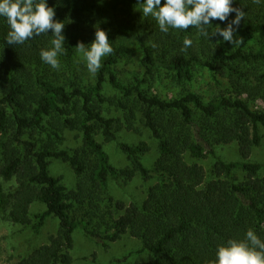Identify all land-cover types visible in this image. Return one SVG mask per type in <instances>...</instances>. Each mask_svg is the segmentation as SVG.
<instances>
[{"label": "trees", "instance_id": "trees-1", "mask_svg": "<svg viewBox=\"0 0 264 264\" xmlns=\"http://www.w3.org/2000/svg\"><path fill=\"white\" fill-rule=\"evenodd\" d=\"M47 4L65 25L59 70L40 57L52 47L51 30L9 45V25L0 16V178L16 181L7 197L0 181V210L36 233L49 217L59 219L48 242L19 264H72L78 227L106 247L126 234L140 239L147 264H207L219 245L244 239L249 228L264 240V163L253 161L264 141V106H251L264 104V0H233L246 12L236 45L219 35L208 39L194 27L161 32L152 16L143 17L138 0ZM233 19L235 13L211 23L223 28ZM97 25L107 32L113 53L93 75L75 47L90 44ZM184 37L193 41L187 51H181ZM200 71L227 79L235 95L207 98L194 90ZM163 79L178 90L173 97L152 90ZM139 123L158 144L152 167L143 161L148 143L118 141L122 130L138 131ZM68 131L79 133L81 146L64 147ZM99 135L104 142L118 141L130 164L116 167ZM229 143L238 145L241 161L217 154ZM209 155L214 163L207 171L199 161ZM52 158L71 164L75 189L51 174ZM138 173L156 180L142 204L126 205L109 194L112 179ZM36 202L46 209L33 214Z\"/></svg>", "mask_w": 264, "mask_h": 264}, {"label": "rangeland", "instance_id": "rangeland-1", "mask_svg": "<svg viewBox=\"0 0 264 264\" xmlns=\"http://www.w3.org/2000/svg\"><path fill=\"white\" fill-rule=\"evenodd\" d=\"M154 85L152 86V90L160 93L163 97H173L178 91L168 79L155 82ZM193 89L207 98L230 93L235 95L231 83L227 79L218 77V80H214L208 71H200L198 73ZM111 93H113V90H110ZM251 106L257 109L260 106H264V104L263 101H257L252 103ZM111 114L119 115V112L114 111ZM137 127L139 128L138 131L122 130L119 133L118 141H125L130 144L148 143L151 150L143 156V161L146 166L152 167L159 156L157 141L152 137L148 128L143 127L140 123ZM77 135H79L77 131H68L64 147L74 149L81 146L82 137L80 136L78 138ZM97 138L100 142L104 143L110 160L116 167L124 168L130 164L126 154L119 147L118 141L104 142V138L100 135ZM217 154L227 162L241 161L236 143L219 146ZM253 161L264 163V141L262 147L255 149ZM199 162L205 166L207 171H210L214 163V158L209 155ZM50 172L53 176L60 177L69 189L76 188L78 177L69 162L52 158ZM237 175L242 179L244 172L238 171ZM261 175L264 176V167L261 170ZM0 181L7 197L14 189L16 181H5L2 178H0ZM155 183L156 180H146L138 173L130 180H125L124 178L118 180L112 179L108 189L111 196L116 200L123 201L126 205L132 202L142 204L147 197L149 188ZM45 209V204L36 202L32 206L31 211L33 214H37L43 212ZM5 215L6 213L0 210V264H19L21 258L27 255L29 251L48 242L49 235L55 233L59 225L58 218L54 216L49 217L40 232L36 233L32 225L24 226L15 224L6 218ZM73 238L74 247L71 250L73 256L72 264H133L137 261L142 264H147L149 260L146 252H139L143 246L141 240L130 234H126L120 240L110 243L108 247L86 236L81 227L75 230Z\"/></svg>", "mask_w": 264, "mask_h": 264}, {"label": "clouds", "instance_id": "clouds-1", "mask_svg": "<svg viewBox=\"0 0 264 264\" xmlns=\"http://www.w3.org/2000/svg\"><path fill=\"white\" fill-rule=\"evenodd\" d=\"M253 2L260 4L261 0ZM138 7L143 17L152 16L157 21L161 32L167 33L170 28L187 30L194 27L199 35L208 39L219 35L232 45L240 42L236 30L246 16L243 8L233 7V0H165L163 5L161 0H138ZM232 13H235V19L228 22L227 27H213V20L227 21ZM55 15V9L48 6L47 0H0V16L7 19L10 29L7 43L23 45L51 30L52 47L42 49L40 57L44 63L59 70L58 56L65 51V25L56 20ZM95 29V39L90 44L78 42L75 47L86 62L88 72L93 75L101 68L102 58L113 53L107 32L98 25ZM192 43L190 38L184 37L181 51H187ZM207 264H264V240L249 228L244 239H229L226 244L219 245L215 260Z\"/></svg>", "mask_w": 264, "mask_h": 264}]
</instances>
